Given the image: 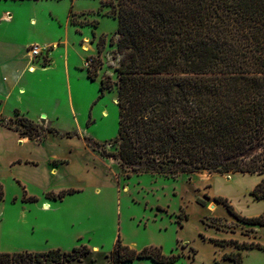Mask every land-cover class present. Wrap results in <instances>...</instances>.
Wrapping results in <instances>:
<instances>
[{"label": "rangeland", "instance_id": "374dc122", "mask_svg": "<svg viewBox=\"0 0 264 264\" xmlns=\"http://www.w3.org/2000/svg\"><path fill=\"white\" fill-rule=\"evenodd\" d=\"M67 6L71 9L68 15L73 25L69 27L71 38L75 34L79 38L73 47L81 58L79 66L84 69L78 80L77 71L70 73L73 87L75 84L81 87L78 93L73 89L75 109L68 100V79L60 64L54 70L38 73L32 92L12 96L1 92L4 102L0 103V182L5 186L0 199L4 200L0 202V251H48L60 247L70 252L75 247L88 245L91 252L81 261L75 259L63 264H105L120 238L123 244L138 251L161 247L167 255H177L175 264H234L224 258L223 249L232 244L220 245L212 239L235 240L227 239L235 235L256 242L253 239L256 233L215 198H228L241 215L262 214L264 199L253 201L251 195L262 176L203 171L176 178L151 173L127 177L114 158L104 157L87 145L86 136L104 144L109 151L117 150L113 144L119 130L116 68L125 54L117 47L118 20L98 0L29 3L22 11L24 19L34 15L38 24L31 26L23 20L20 25L26 38L34 41L28 48L40 46L50 39L48 37H55L53 33L57 35L59 29L62 31L64 22L60 26L53 16H64ZM52 48L54 46L49 47V54L40 55L36 61L43 66L49 64ZM90 59L93 61L89 62ZM102 79L111 82L112 88L99 97ZM41 105L51 119L38 115ZM16 108H20L19 113ZM23 116L43 126L44 130L53 127L57 132L39 140L38 128L26 129L21 121ZM74 131L79 137L66 136L67 132ZM66 148L76 151L70 162L69 156L68 159L54 157L46 162L45 169L42 165L19 167L21 180L14 179L7 170L8 165L17 163L32 164L35 160L45 163L51 155L66 154ZM54 166H59V170L50 175L48 167ZM25 187L39 200L23 201ZM70 187L77 191L62 199L47 195L50 190L58 193ZM197 198L204 199L206 205L199 204ZM47 203L49 208L45 207ZM185 214L189 219H181ZM257 241L264 246V229ZM242 258V264H264V248L250 249ZM124 264L162 263L142 258Z\"/></svg>", "mask_w": 264, "mask_h": 264}, {"label": "trees", "instance_id": "16d2710c", "mask_svg": "<svg viewBox=\"0 0 264 264\" xmlns=\"http://www.w3.org/2000/svg\"><path fill=\"white\" fill-rule=\"evenodd\" d=\"M98 1L118 20L117 47L125 59L116 68L117 150L109 151L88 136L87 145L114 158L127 177L151 173L176 178L203 171L258 174L262 179L251 195L264 198V0ZM111 88V82L102 79L99 97ZM21 121L26 129L38 128L39 140L57 132L26 116ZM76 191L47 195L62 199ZM38 200L24 191L23 201ZM215 200L242 224L264 225V213L244 216L228 198ZM197 202L206 205L202 198ZM180 217L189 219L188 214ZM212 241L237 249L264 248L256 242ZM90 252L88 245L70 252L0 251V264H63L81 261ZM142 258L162 264L177 261V255H167L161 247L138 251L118 238L105 264ZM224 258L243 263L239 250Z\"/></svg>", "mask_w": 264, "mask_h": 264}, {"label": "crops", "instance_id": "0c3cea01", "mask_svg": "<svg viewBox=\"0 0 264 264\" xmlns=\"http://www.w3.org/2000/svg\"><path fill=\"white\" fill-rule=\"evenodd\" d=\"M34 1H38V0H0V100L1 102L3 100L1 98L3 97L1 92H5L6 96H12L13 94H16V95L26 94L28 91H31L33 85L35 84L34 81L38 77V73L54 70L56 65L60 64L61 66H63V70L66 73V77L68 79L67 88L69 91V96L67 97L70 103L72 102V105L74 108L73 89H76L75 91L78 93L81 87L78 84H75L73 87L71 79H70V73L77 71L76 73L78 74V77L76 79L78 80L79 75L82 77V75L84 74V73L80 74V72L82 73L84 69H82L79 66L81 63V58L79 57L78 53L74 50V47H73L74 43L79 39L77 38L78 34H75V36H73L72 38L70 35L69 27L73 25L71 22H69L68 15L71 9H69V6H67L66 11H65L66 13L64 14V16L62 15H57L58 17H56V15L53 16L60 23V26H62L64 22L65 27L62 29V31L59 29L58 30L59 33L57 35L53 33L55 37H48L50 39L47 41L46 40L43 41L42 45H40V47L43 49H46L50 46H54V48H52L50 51L51 52L50 57L52 60L50 61L49 64L43 66L40 64V62H37L36 60L32 62V58L30 56V53L28 52V45L33 44L34 41H31V40L29 41L26 38L25 31H23L21 27L23 24V20H25V22H28L31 26L38 24L37 17H35L34 15H31L26 20L24 19L25 14H23L22 12L24 8L26 9L29 3L34 2ZM71 51L74 54L71 53ZM32 68H35L34 71H32ZM16 109L20 110V108H16ZM38 115L42 116L43 118H47V119L52 118L50 114L48 113V111L45 110L42 105H41L40 113ZM5 136L8 137L9 135L5 134ZM75 154H76L75 150L71 151V148H66V154L60 155V156L51 155L46 158L45 163L40 164V162L36 160H35V163H32V164L29 162L17 163L14 165H8L7 170L9 171L10 174L14 176V179L21 180L20 175L17 172V168L19 167L38 168L40 165H42V168L45 169L47 168V163H49L50 159H55L56 157L64 159L67 156H69V162H70L73 155ZM25 159H31V158H25ZM59 166H54L52 169L48 167L50 170L49 174L52 175L58 172ZM4 186L5 185L0 182V189H3ZM70 188H73V187H70ZM64 189H68V188H64ZM25 190L28 196L34 195V194H30V192L27 191L26 187H25ZM23 196H24V193H23ZM34 196H37V195H34ZM252 198H253V201L264 199V198L255 199L253 195H252ZM48 207H50L49 204H48ZM252 228L254 229L256 233L255 236H253V239L256 240V242H259L257 241V239L260 238V234L262 230L264 229V225L262 226L257 225V226H253ZM227 239H235L241 243L251 242L246 239H241L240 236H235V235ZM223 249L226 251L225 252L226 254H230L238 250L234 245H227V247ZM250 249H258V248H243L241 249L242 256H244V254L247 253V251H249ZM31 251H34V250H31Z\"/></svg>", "mask_w": 264, "mask_h": 264}, {"label": "built area", "instance_id": "2783aa9c", "mask_svg": "<svg viewBox=\"0 0 264 264\" xmlns=\"http://www.w3.org/2000/svg\"><path fill=\"white\" fill-rule=\"evenodd\" d=\"M48 51H49V47L46 49H43L39 45H33V46H30L28 48V52L30 53V56L32 58V62H34L36 59H38V57L42 54H45V55L49 54ZM45 55H44V57H45ZM92 61H93L92 59L89 60V62H92Z\"/></svg>", "mask_w": 264, "mask_h": 264}, {"label": "bare ground", "instance_id": "6f19581e", "mask_svg": "<svg viewBox=\"0 0 264 264\" xmlns=\"http://www.w3.org/2000/svg\"><path fill=\"white\" fill-rule=\"evenodd\" d=\"M84 49L88 50L87 47H85ZM34 69H35V68H32V70H34ZM48 204H49V203H47V204L45 205L46 208H49V207H48Z\"/></svg>", "mask_w": 264, "mask_h": 264}]
</instances>
